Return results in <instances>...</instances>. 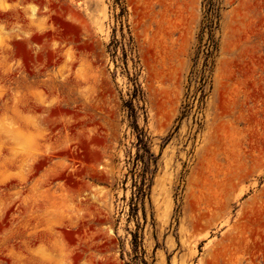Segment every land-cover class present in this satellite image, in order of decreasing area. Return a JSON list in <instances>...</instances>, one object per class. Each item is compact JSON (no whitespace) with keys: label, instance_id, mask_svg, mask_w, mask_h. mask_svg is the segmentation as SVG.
Masks as SVG:
<instances>
[{"label":"rangeland","instance_id":"374dc122","mask_svg":"<svg viewBox=\"0 0 264 264\" xmlns=\"http://www.w3.org/2000/svg\"><path fill=\"white\" fill-rule=\"evenodd\" d=\"M0 264H264V0H0Z\"/></svg>","mask_w":264,"mask_h":264},{"label":"trees","instance_id":"16d2710c","mask_svg":"<svg viewBox=\"0 0 264 264\" xmlns=\"http://www.w3.org/2000/svg\"><path fill=\"white\" fill-rule=\"evenodd\" d=\"M212 20H210V23H211ZM132 117L135 119V114H132ZM144 137H143V134L140 132L139 135H138V149L141 147L144 148L145 147V144H144V141H143Z\"/></svg>","mask_w":264,"mask_h":264}]
</instances>
